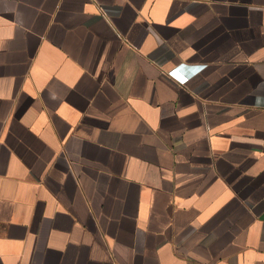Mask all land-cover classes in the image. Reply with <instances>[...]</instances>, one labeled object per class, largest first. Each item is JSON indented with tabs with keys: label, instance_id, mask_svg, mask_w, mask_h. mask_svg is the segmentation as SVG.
Masks as SVG:
<instances>
[{
	"label": "crops",
	"instance_id": "1",
	"mask_svg": "<svg viewBox=\"0 0 264 264\" xmlns=\"http://www.w3.org/2000/svg\"><path fill=\"white\" fill-rule=\"evenodd\" d=\"M0 264H264V0H0Z\"/></svg>",
	"mask_w": 264,
	"mask_h": 264
}]
</instances>
